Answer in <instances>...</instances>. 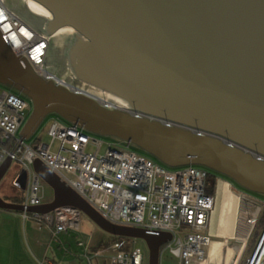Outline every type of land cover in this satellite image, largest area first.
I'll use <instances>...</instances> for the list:
<instances>
[{"label":"water","instance_id":"obj_1","mask_svg":"<svg viewBox=\"0 0 264 264\" xmlns=\"http://www.w3.org/2000/svg\"><path fill=\"white\" fill-rule=\"evenodd\" d=\"M24 1L42 15L43 25L36 30L25 23L48 46L49 36L69 33L68 71L55 73L47 50L42 67L145 116L105 108L40 78L0 31V83L31 104L23 138L53 113L85 131L133 144L167 167L201 166L264 195V0ZM5 4L19 6L15 0ZM10 164L7 158L0 166V180ZM33 170L53 198L27 211L75 207L113 236L143 240L146 264H159L170 234L111 224L40 161ZM25 182L20 170L13 185L23 191ZM0 209L19 212L23 206L0 196Z\"/></svg>","mask_w":264,"mask_h":264},{"label":"built area","instance_id":"obj_2","mask_svg":"<svg viewBox=\"0 0 264 264\" xmlns=\"http://www.w3.org/2000/svg\"><path fill=\"white\" fill-rule=\"evenodd\" d=\"M0 31L13 53L23 56L40 78L87 96L105 108L126 111L135 117L145 116L106 100L108 96L102 98L67 83L42 67L48 39L1 1ZM30 112L31 104L26 99L10 91L0 92V166L9 158L26 173L20 202L23 210L19 211L22 219H31L40 227H46L52 236L80 230L84 214L70 205L46 213L27 211L28 207L43 203L44 181L33 170V163L38 160L109 223L170 234V240L160 247V253L167 251L177 257L180 264H209L213 241L229 243L211 229L217 193L215 190L207 192L208 169L196 165L167 167L130 149L128 143L107 144L100 153L102 141L90 138L79 126L57 118L46 125L49 143L36 142V139L27 142L20 130ZM52 144H56V150L52 149ZM89 144L95 146L93 152L86 151ZM237 194L239 208L230 241L240 246L234 264H240L245 254L243 264H264V223L258 233L256 231L264 213V201L250 193ZM126 239V243L115 240L107 247L113 251L106 257L107 264H144V253L136 238ZM77 246L88 264L102 257L103 249L89 251L87 238L80 237Z\"/></svg>","mask_w":264,"mask_h":264},{"label":"crops","instance_id":"obj_3","mask_svg":"<svg viewBox=\"0 0 264 264\" xmlns=\"http://www.w3.org/2000/svg\"><path fill=\"white\" fill-rule=\"evenodd\" d=\"M235 194L237 196V193ZM16 195L10 193L3 199L8 201L7 198ZM221 197L217 195L219 202L215 210L218 211L215 217L213 213L212 227L216 230L218 228V232L226 231L228 242H231V229L235 225L239 203L237 205V201L235 199L232 201L230 196L220 203ZM49 201L43 198V203ZM225 203L228 204V209L223 222L222 212ZM80 237L87 238L84 233L71 230L52 236L46 227H40L31 219H22L18 211L0 209V264H88L82 256V249L77 246ZM87 240L89 246L90 240L88 238ZM225 244L221 250L220 264L226 262L228 244ZM98 248L89 246V251L94 252ZM210 262L213 264L214 261L210 260ZM92 264H107V261L104 258H94Z\"/></svg>","mask_w":264,"mask_h":264},{"label":"rangeland","instance_id":"obj_4","mask_svg":"<svg viewBox=\"0 0 264 264\" xmlns=\"http://www.w3.org/2000/svg\"><path fill=\"white\" fill-rule=\"evenodd\" d=\"M2 90L13 92V93L19 95L20 97L26 99L29 102V100L23 94L19 93L14 88L0 83V92ZM52 118H57L61 122L68 123L64 119L58 117L56 114H53V113L48 114L44 118V120L41 122L39 127L36 129V131L33 133V135L30 138H28L26 141L27 142H34L35 139H38L40 142L49 143L50 138L45 134V130H46V125L48 124V122ZM86 132L90 136V138H95L97 140L102 141L101 148L99 149L100 153L104 152V149H105L107 144H119V145H126L127 144V142L122 141V140L117 139V138L112 137V136H102V135H97V134H94V133H91L88 131H86ZM128 146L130 149H132L138 153H142V154L146 155L147 157H150L151 159L158 161L156 158H154L150 154L144 152L140 148L134 146L133 144H129ZM56 148H57L56 144H52V149L56 150ZM94 150H95V146L92 144H89L86 148V151H88V152H93ZM158 162L161 163L160 161H158ZM19 170H20L19 164L15 161L11 162L7 171L5 172V174L3 175V177L0 180V196L2 198H4L5 195L10 194V193L19 194V195L23 194V191L19 190L18 188H16L13 185V179L17 175ZM209 172H210V170H209ZM217 176H218V178H216V181H215V191H216L218 196H222L220 202H222L223 199H225L226 197L230 196V199L232 201L235 199V201H237L236 204L238 205V203H239V200L237 198L238 194L236 196L235 193L242 192L241 190H239L240 186L235 185L234 182H232L230 179H228L226 177H222L220 175H217ZM42 186H43L44 193H45L44 194V200H50L51 201L53 198L52 189L45 182H42ZM244 192H246V191H244ZM246 193H250L253 196L264 201V195H262V194L252 193V192H248V191ZM238 207H239V205H238ZM227 209H228V204L225 203L224 207H223V212H222V214H223L222 218L224 220L223 222H225V217L227 215ZM217 211H218V209L215 210L214 217H215V213ZM261 226H262V223L257 227V230H256L257 233L260 230ZM71 231H74V230H71ZM80 232L84 233V235H86L87 238L90 240L89 246L94 247V248L99 247L98 249H103V253H102L101 258H104L106 260V257L110 256L113 253V251L111 249H107V247L113 241H115V239H116V238H114L115 236H113V235L105 232L104 230H102L99 226H97L93 221H91L85 215L82 216V223L80 224V230L78 233H80ZM120 241L126 243L127 239H120ZM253 242H254V239L249 243V249L252 247ZM136 243L143 250L144 264H146L147 263V247H146V244L141 239H136ZM239 246H240L239 243H235L232 241L228 243V251H227V257H226L225 264H234L235 259L237 258V255H238ZM221 250H222L221 245L213 244V248H212L211 253H210V260L219 262ZM246 255L247 254H245L243 256V258L240 261V264H243V260L246 257ZM159 264H180V261L177 257L170 255L167 251H163L159 255Z\"/></svg>","mask_w":264,"mask_h":264},{"label":"flooded vegetation","instance_id":"obj_5","mask_svg":"<svg viewBox=\"0 0 264 264\" xmlns=\"http://www.w3.org/2000/svg\"><path fill=\"white\" fill-rule=\"evenodd\" d=\"M2 5H4L7 9L10 8V10L20 19H22L24 22L28 23L30 26L35 28L36 30H40V28L43 25L42 19L39 16H42L40 14H37L29 9L27 3L24 0H15L17 1L18 5H8V7L5 4L6 0H0ZM21 4H20V3ZM22 5V7H20ZM49 46L47 49V55L46 59L51 64L52 69L55 73L64 76L63 74L68 71L66 67V56L65 52L67 49V46L69 44V33L68 32H61L60 34H55L53 36H49ZM57 44L60 45L59 48H57ZM53 53V54H52ZM67 78V76L65 75ZM69 78V77H68ZM213 173V172H212ZM214 175L217 176V174L214 173ZM244 192V191H242Z\"/></svg>","mask_w":264,"mask_h":264},{"label":"trees","instance_id":"obj_6","mask_svg":"<svg viewBox=\"0 0 264 264\" xmlns=\"http://www.w3.org/2000/svg\"><path fill=\"white\" fill-rule=\"evenodd\" d=\"M39 140L38 139H36V142H38ZM213 171H210L208 174H207V192H209V193H213L214 192V190H215V181H216V178H218V176H216V175H214V173L215 172H213ZM216 174V173H215ZM217 175H220V176H222V177H226V176H224V175H221V174H218L217 173ZM226 178H228V177H226ZM228 179H230V178H228ZM231 180V179H230ZM232 182H234L233 180H231ZM234 184L235 185H237L235 182H234ZM239 190H241V191H246L245 189H243V188H239ZM247 192V191H246ZM21 199H22V196L21 195H19V194H17L16 196H14V197H12V198H7V200L8 201H11V202H16V203H20L21 202ZM263 224L264 223V213L262 214V216H261V218H260V220H259V222H258V226L260 225V224ZM114 238H116L115 240H120V239H126L125 237H114Z\"/></svg>","mask_w":264,"mask_h":264},{"label":"bare ground","instance_id":"obj_7","mask_svg":"<svg viewBox=\"0 0 264 264\" xmlns=\"http://www.w3.org/2000/svg\"><path fill=\"white\" fill-rule=\"evenodd\" d=\"M218 198H217V204H218ZM221 203V202H220ZM219 203V204H220ZM217 204H216V206H217ZM212 229V232L213 233H215L216 235H218V236H224L225 238H226V240H229V237H228V235H226V231H222V232H218L219 230H218V228H217V230L216 229H214L213 227L211 228ZM213 244H218V245H221L222 246V250H223V248H224V245H226L225 244V242H222V241H213V243H212V245H211V248H210V253H211V250H212V248H213ZM210 253H209V257H208V260L210 259ZM221 257H222V253H221V255H220ZM221 261V260H220ZM220 261H219V263L218 262H216V261H214V262H212L213 264H220ZM211 262H210V260H209V264H210Z\"/></svg>","mask_w":264,"mask_h":264}]
</instances>
